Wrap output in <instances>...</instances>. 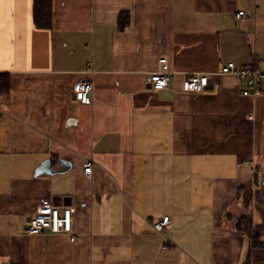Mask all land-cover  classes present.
<instances>
[{"label": "crops", "instance_id": "crops-1", "mask_svg": "<svg viewBox=\"0 0 264 264\" xmlns=\"http://www.w3.org/2000/svg\"><path fill=\"white\" fill-rule=\"evenodd\" d=\"M34 4L0 0V264H264V83L220 74L264 69V0H52L48 29ZM197 73L210 86L183 92ZM44 202L72 209L74 242L26 234Z\"/></svg>", "mask_w": 264, "mask_h": 264}, {"label": "built area", "instance_id": "built-area-1", "mask_svg": "<svg viewBox=\"0 0 264 264\" xmlns=\"http://www.w3.org/2000/svg\"><path fill=\"white\" fill-rule=\"evenodd\" d=\"M237 19L246 18L245 12L241 11L236 15ZM221 75L235 76L239 81H245L247 88L243 91L246 97H256L261 91L259 84L264 83V69L247 70L239 69L235 63H228L221 71ZM173 73L169 70L166 59L161 60V70L147 75L145 83L154 90H163L170 86ZM211 84V76L208 74H191L186 77L182 83V91L185 93L201 94ZM94 83L90 79L78 82L74 90V99L83 105L93 103L92 93ZM84 174L91 176L93 162L87 161L84 164ZM171 224L169 217H164L162 221L154 223L155 231L162 233L165 227ZM26 234L29 236L40 235H66L72 242L76 240L73 232V211L70 207H59L51 202L42 203L29 219L26 228ZM169 243L163 247L166 250Z\"/></svg>", "mask_w": 264, "mask_h": 264}, {"label": "trees", "instance_id": "trees-1", "mask_svg": "<svg viewBox=\"0 0 264 264\" xmlns=\"http://www.w3.org/2000/svg\"><path fill=\"white\" fill-rule=\"evenodd\" d=\"M34 20L38 28L48 29L52 21V0H35L34 4ZM9 78L6 75H0V95L7 96L10 93ZM245 192V191H243ZM242 200L246 207H249L251 196L248 192L242 193ZM240 230L247 235L252 234V220L250 216H245L241 219ZM253 247L257 246V241L253 239Z\"/></svg>", "mask_w": 264, "mask_h": 264}]
</instances>
